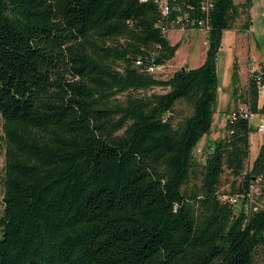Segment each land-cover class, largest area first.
Wrapping results in <instances>:
<instances>
[{
	"label": "trees",
	"instance_id": "obj_1",
	"mask_svg": "<svg viewBox=\"0 0 264 264\" xmlns=\"http://www.w3.org/2000/svg\"><path fill=\"white\" fill-rule=\"evenodd\" d=\"M238 13L215 0L203 63L158 79L180 43L154 0H0V264H264L255 129L227 118L204 163L193 155ZM248 77L244 103L264 115ZM250 188L249 211L227 200Z\"/></svg>",
	"mask_w": 264,
	"mask_h": 264
},
{
	"label": "rangeland",
	"instance_id": "obj_2",
	"mask_svg": "<svg viewBox=\"0 0 264 264\" xmlns=\"http://www.w3.org/2000/svg\"><path fill=\"white\" fill-rule=\"evenodd\" d=\"M238 8L237 20L233 23L230 30L223 31L220 48L216 56V74L217 90L216 99L213 105L212 123L209 131L198 141L193 155L195 160L203 164L210 150V147L218 142L225 134V125L227 118L232 111L242 107L248 91V67L251 58L256 57L257 68L264 73V0H232ZM250 23L249 33L243 31V24ZM248 27V26H247ZM166 38L171 43H180L172 60L165 65L152 71V74L158 79H168L180 68L194 69L199 66L200 61L205 58L207 48L206 38L198 30L180 32L178 30L166 33ZM236 67V68H234ZM247 69V70H246ZM236 72L237 77H245V80L238 79L235 84L233 95L231 92L233 84V75ZM153 92L163 93L158 88ZM188 108L179 104L173 114L174 122L181 120L188 114ZM3 120L0 116V136L2 134ZM264 124V115L252 113L250 125L254 128L257 125ZM250 150L248 166H250L257 156L259 148L264 144V134L259 132L251 133L249 136ZM4 164L3 151L0 148V215L3 210V185L1 174ZM224 190H228L225 187ZM261 259L264 253L260 254Z\"/></svg>",
	"mask_w": 264,
	"mask_h": 264
},
{
	"label": "built area",
	"instance_id": "obj_3",
	"mask_svg": "<svg viewBox=\"0 0 264 264\" xmlns=\"http://www.w3.org/2000/svg\"><path fill=\"white\" fill-rule=\"evenodd\" d=\"M158 5L161 16L164 19H169V28L163 29L166 33L169 31L178 30L180 32L198 30L203 35H208L210 31L209 17L214 6L215 0H197L191 3V0H154ZM174 13V17L170 18ZM251 62L248 67V75L253 79L258 93V107L259 103H263L264 96V83L262 81V73L257 68V63L254 58L250 59ZM158 67H150L149 71L152 72ZM252 112L249 103H243L242 107L232 111L228 119H234L236 116L247 119L250 125V118ZM251 126V125H250ZM256 132L264 134V124L254 127ZM257 189L250 188L246 194H237L227 198L229 203L236 209L244 206L246 211H249L254 204V193ZM226 197H223L225 199ZM243 200L246 202L243 204Z\"/></svg>",
	"mask_w": 264,
	"mask_h": 264
},
{
	"label": "crops",
	"instance_id": "obj_4",
	"mask_svg": "<svg viewBox=\"0 0 264 264\" xmlns=\"http://www.w3.org/2000/svg\"><path fill=\"white\" fill-rule=\"evenodd\" d=\"M242 29H243V31L245 30L246 32H248L249 33V31H250V23L248 24V27H244V24H243V26H242ZM170 42V41H169ZM171 43V42H170ZM177 43V42H176ZM171 44H173V43H171ZM175 44V43H174ZM179 49V48H178ZM205 49H207V48H205ZM253 57L252 58H254L255 60H256V57L254 56V55H252ZM173 59V58H172ZM171 59V60H172ZM203 61H204V59H202L200 62V64H199V66L203 63ZM198 66V67H199ZM247 70V69H246ZM244 76L246 77V74H244ZM245 77H243V76H241V77H238V79H240V81H243V80H245ZM237 79V80H238ZM234 84L235 83H233L232 84V89H231V92H232V95H233V91L235 90V87H234ZM262 100H263V103H264V96H263V98H262ZM263 103H259V107L263 104Z\"/></svg>",
	"mask_w": 264,
	"mask_h": 264
},
{
	"label": "water",
	"instance_id": "obj_5",
	"mask_svg": "<svg viewBox=\"0 0 264 264\" xmlns=\"http://www.w3.org/2000/svg\"><path fill=\"white\" fill-rule=\"evenodd\" d=\"M181 70H184V68L182 67V68H180Z\"/></svg>",
	"mask_w": 264,
	"mask_h": 264
}]
</instances>
